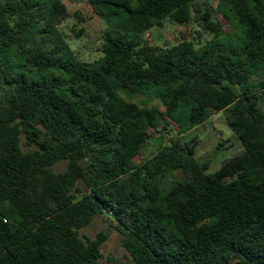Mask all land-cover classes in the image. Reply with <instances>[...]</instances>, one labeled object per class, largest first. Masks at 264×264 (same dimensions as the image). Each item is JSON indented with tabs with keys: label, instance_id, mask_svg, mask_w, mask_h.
<instances>
[{
	"label": "trees",
	"instance_id": "1",
	"mask_svg": "<svg viewBox=\"0 0 264 264\" xmlns=\"http://www.w3.org/2000/svg\"><path fill=\"white\" fill-rule=\"evenodd\" d=\"M88 1L110 27L92 62L62 0H0V264H100L108 235L81 231L101 214L136 264H264V0H222L226 38L197 0ZM167 20L216 39L152 45ZM223 111L245 152L216 172L197 136L137 163L165 122L186 135Z\"/></svg>",
	"mask_w": 264,
	"mask_h": 264
},
{
	"label": "rangeland",
	"instance_id": "2",
	"mask_svg": "<svg viewBox=\"0 0 264 264\" xmlns=\"http://www.w3.org/2000/svg\"><path fill=\"white\" fill-rule=\"evenodd\" d=\"M72 15L61 30L66 39L84 61H96L103 56V44L109 26L100 18L89 4L88 0H62ZM222 0H197L196 5L204 12L212 8L215 20L223 26V37L233 35V29L226 19L218 12ZM77 14V17L75 15ZM80 34V36H79ZM154 46L172 49L175 47L193 46L200 49L216 39L215 34L207 32L200 23L176 24L170 20L165 22L163 28H155L146 35ZM151 107H163L157 99L140 97L133 100ZM197 136L200 140L197 148L196 159L202 163L210 164L209 173L216 172L229 159L245 152L244 145L238 134L231 127L226 112H213L209 120L192 133L183 135L179 127L170 122L160 126V132H154V137L144 147L141 155L136 159L138 164L144 163L159 151L162 146L171 145L173 141H187ZM24 149L29 151L24 137ZM68 162L58 163L54 170L57 173L65 172ZM107 234L108 238L102 245L103 257L100 264H136L131 254L123 245L124 234L119 231L110 215L101 214L81 231L82 238L97 239L100 235Z\"/></svg>",
	"mask_w": 264,
	"mask_h": 264
}]
</instances>
